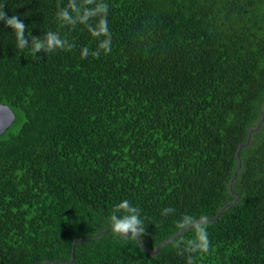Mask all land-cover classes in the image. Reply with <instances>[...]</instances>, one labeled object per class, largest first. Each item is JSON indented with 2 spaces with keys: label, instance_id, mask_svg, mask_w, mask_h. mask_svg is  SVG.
Returning a JSON list of instances; mask_svg holds the SVG:
<instances>
[{
  "label": "trees",
  "instance_id": "1",
  "mask_svg": "<svg viewBox=\"0 0 264 264\" xmlns=\"http://www.w3.org/2000/svg\"><path fill=\"white\" fill-rule=\"evenodd\" d=\"M102 2L107 52L80 23L96 3L73 0L71 24L69 0H0L29 45L47 31L73 45L34 59L0 21V103L16 115L0 135V264H187L174 242L191 226L151 252L185 215L207 220L195 264H264V118L229 188L264 114V0ZM123 200L140 244L108 226Z\"/></svg>",
  "mask_w": 264,
  "mask_h": 264
},
{
  "label": "clouds",
  "instance_id": "2",
  "mask_svg": "<svg viewBox=\"0 0 264 264\" xmlns=\"http://www.w3.org/2000/svg\"><path fill=\"white\" fill-rule=\"evenodd\" d=\"M84 3H96V7L92 9H86L84 14L80 16V23L88 26L94 37L104 36L105 39L100 41L98 49H103L105 52L110 51L111 49L109 45L111 37L108 32L107 21L104 18L107 14V4L103 3L102 0L99 3H97L96 0H84ZM72 6L73 0H69L68 8L61 10L59 12V16L63 21L75 24V21L69 14V9H71ZM96 16H100L101 18L99 19L96 27L93 28L91 25H88L87 21L90 18ZM0 21H4L5 25L11 28L15 33L17 48L19 50H23L25 48L30 49V54L34 59L37 58L36 53L41 49H43L45 53H49L56 49L69 50L73 47V45L70 44L66 39L62 38L59 33L52 31H47L43 40H41L39 37L31 36V33L28 34L32 41L31 45H29L27 39L25 38L26 25L19 19L18 15H12L9 17L4 11L3 6H0ZM88 54L89 52L87 48L82 49V56L86 57ZM99 54V50L92 52L93 56H99ZM170 211L174 210L171 208H165L163 213L166 214ZM117 213L123 214L117 215ZM139 216L140 209L133 206L128 200H123L114 206L113 214L110 216L108 221V226L111 232L116 236L137 240L138 237L141 238L145 235V226L143 225V222ZM177 226L181 229H186L191 226V231L194 233L193 238L174 242V246L178 247L180 244H184L185 253L189 254L187 257V264H195L193 254L207 253L210 249V241L207 232V220L203 216L197 218L194 216L185 215L180 221L177 222Z\"/></svg>",
  "mask_w": 264,
  "mask_h": 264
},
{
  "label": "water",
  "instance_id": "3",
  "mask_svg": "<svg viewBox=\"0 0 264 264\" xmlns=\"http://www.w3.org/2000/svg\"><path fill=\"white\" fill-rule=\"evenodd\" d=\"M15 117H16V116H15V113L12 111V109H11L8 105H6V104H1V103H0V135H1V134H2V133H3V132H4V131H5V130L11 125V124H12V123H13V121L15 120ZM263 118H264V114L261 116L259 122L257 123V126H256L255 128H252V129L249 131V133H248V135H247V140H246V142H245V143H240L239 146H238V149H237V151H236L237 167H236V170L233 172V175H232V177H231V179H230V181H229V188H230V190H231V188H232V182H233V180H234V178H235L236 171H237V170L240 168V166H241V162H240V158H239L240 149H241L243 146H245V145L248 144V142H249V140H250V134H251V132L257 129V127L259 126L260 121H262ZM238 197H239V196L236 195V198H235L234 200H232L231 202L227 203L225 206H223V207L220 209V211H221L224 207H226V206H228L229 204L235 202V201L237 200ZM220 211H219V212H220ZM217 215H218V214H217ZM180 231H182V229H181V230H178V231H177L175 234H173L169 239H167V240L163 241L161 244H158L157 246H155V248H154L151 252H152V253H155L160 245L165 244L168 240L172 239V238H173L176 234H178ZM137 240H138V243L140 244V240H139V238H138ZM73 250H74V246H73V248H72V254H73ZM72 259H73V255H72ZM45 263H51V262H50V261H45V262H43V263H41V264H45Z\"/></svg>",
  "mask_w": 264,
  "mask_h": 264
},
{
  "label": "rangeland",
  "instance_id": "4",
  "mask_svg": "<svg viewBox=\"0 0 264 264\" xmlns=\"http://www.w3.org/2000/svg\"><path fill=\"white\" fill-rule=\"evenodd\" d=\"M15 125L17 126V124H15ZM15 125H14V126H15Z\"/></svg>",
  "mask_w": 264,
  "mask_h": 264
}]
</instances>
